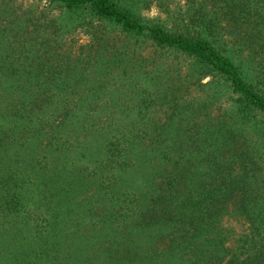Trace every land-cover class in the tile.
I'll use <instances>...</instances> for the list:
<instances>
[{"label": "trees", "instance_id": "obj_1", "mask_svg": "<svg viewBox=\"0 0 264 264\" xmlns=\"http://www.w3.org/2000/svg\"><path fill=\"white\" fill-rule=\"evenodd\" d=\"M55 1L181 51L219 75L237 100L226 117L208 110L217 97L187 102L170 85L164 98L180 108L172 122L122 127L106 108L101 121L91 112L93 94L83 91L104 83L103 45L72 56L53 53L36 30L0 29V264L53 262L67 239L82 256L59 264H264V0H190L177 29L143 22L137 0ZM222 34L226 53L215 44ZM88 135L100 143L87 152L99 154L87 172L39 150L45 140L69 158ZM92 182L98 192L87 197ZM31 201L48 212L39 218L49 235L38 230L33 240L47 246L36 257L13 235ZM230 221L245 230L236 233Z\"/></svg>", "mask_w": 264, "mask_h": 264}, {"label": "rangeland", "instance_id": "obj_2", "mask_svg": "<svg viewBox=\"0 0 264 264\" xmlns=\"http://www.w3.org/2000/svg\"><path fill=\"white\" fill-rule=\"evenodd\" d=\"M137 1L135 9L138 18L143 22L160 23L167 29L181 27L180 21L189 11L190 5V0ZM89 10H68L55 0H0V29L7 31L10 29L36 30L35 34L48 41L47 44L51 46L53 53L55 51L61 54L70 53L72 56L87 57L90 46L94 44V48L91 49V53H94L95 49L103 45L101 51H106V54L101 62L102 68H104L101 73L103 76L101 82L104 83L97 90L86 88L83 91L93 94L94 100L97 102L94 105L95 109L91 107V112H98L102 115L100 116L101 121L107 119L108 111L104 109L106 108L118 115L120 119L118 125L122 127L154 128L172 122L169 117L179 113L180 108L172 105V102H168L164 98L166 89L170 85L178 86L179 90H182V98L187 102L190 100L209 102L217 97V103L210 104L208 110L214 114L226 111V117L228 116L227 114L232 110L237 100V95L231 92L219 75L211 73L208 68L200 66L193 58L181 51L157 44L147 34L123 30V28L112 25L103 19H92ZM101 29H105L106 34L103 39L96 40L95 37L101 35ZM226 40V36L222 34L217 37L215 42L224 53H226ZM115 50H119L121 55L118 54L113 59L111 54H115ZM237 58L235 57V60ZM85 61L86 59L82 60V62ZM122 67L123 69L124 67L129 68V72H120ZM179 101L181 102V99ZM104 136L112 137V135L107 134ZM94 137L96 136L88 135L86 141L71 146L66 152L70 156L69 158L59 153L57 145L54 143L49 145L45 140L40 143L39 150L42 153H45L44 150L51 151L53 154L50 152L48 155L51 154L53 158L58 157L56 156L58 153L60 156V158L58 157L59 163L63 165L72 162L69 169L80 174L84 171L87 172V167L92 170V167L99 160L98 153L92 157L87 154L88 151L96 149L94 145L100 143L97 140L92 141L91 139ZM98 138L101 139L100 136ZM55 150L56 152H54ZM90 158H92L91 161ZM61 170L66 180L62 181L61 185L58 184L57 187L63 188L66 181L69 182L65 169L61 167ZM33 171L32 169L30 172L33 174ZM97 192V183L92 182L86 186L87 197H91ZM32 193L34 192H28V196L33 197ZM57 193L58 191L53 190L48 198L58 197ZM31 205H33L32 201L29 205L30 215L27 214V217L20 223L18 232L13 235L16 239H24L27 242L24 247L29 254L36 257L43 254V249L47 246L46 243L40 245L33 240L37 237L38 230L43 229L49 235V230L46 229L48 224L43 218H39L46 216L48 212L40 208L34 209ZM36 218H39L37 220L39 222L44 221V224L38 225L35 221ZM229 225H232L236 233L239 234L245 230L243 224L234 221H230ZM58 227L60 230H65L62 225ZM66 234L67 231L65 230ZM50 239L48 244L52 246L54 240L51 237ZM71 242L72 239L61 241L63 246H60L59 253L54 254L52 252L51 254L52 256L55 255L56 259L54 261L52 259L53 262L45 261L44 264H59L61 260L78 261L82 254L71 250ZM231 244L235 245L234 241Z\"/></svg>", "mask_w": 264, "mask_h": 264}]
</instances>
